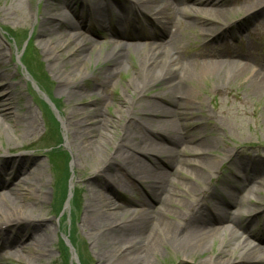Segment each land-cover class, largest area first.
<instances>
[{"label":"bare ground","instance_id":"obj_1","mask_svg":"<svg viewBox=\"0 0 264 264\" xmlns=\"http://www.w3.org/2000/svg\"><path fill=\"white\" fill-rule=\"evenodd\" d=\"M32 1L34 0H30L31 5ZM240 1L246 3L244 4L246 10L260 8L264 10V0H237V2L193 0L191 6H186V0H65L63 4L66 9L74 13L75 21H73L70 16L67 17L62 12L55 14L54 12L60 9H55V5L50 3V0H45L44 8L40 10L39 36L43 39L41 43L46 49L49 61L52 64L62 61L57 71L61 72L62 68H69L65 72L67 76L59 81L60 86L75 85V78L86 79L87 75L81 72L87 64L89 65L90 56L96 51L97 60L102 56L103 63L113 62L111 72L97 73L93 78L95 81L98 79V90L101 91L98 102L108 104V92L114 88L113 77L116 71L126 67L128 60L134 61L130 59L129 45L122 47L120 41L129 42L147 36L138 33L139 35L134 37L127 31L125 34L119 28L135 26L141 20H148L152 27L160 30L161 34L148 37L157 41L159 45H147L144 46V51L137 52L134 79L128 83V89L132 94L140 96L159 82L178 77V82L165 93L170 92L167 94L169 96H163V105L150 103L153 106L142 111V116L151 119L136 118V116L130 119L129 126L122 129V136L116 138L114 142L111 139L113 135L109 126L101 119L102 115L99 111L90 114L97 119L93 128L86 120L66 123V129L72 128L69 130L66 145L76 152V156L81 155L79 149L83 147L88 154L86 156L94 162L97 161L98 167L103 166L100 172L112 161L120 162L124 170L129 166L132 175L136 177L135 182H140L139 187H146L151 198L149 199L151 202L148 199L144 202L137 201L136 208L140 211L126 214V217L120 220L116 219V216L121 208L116 203L103 205V199L88 189L86 209L81 223L83 228L93 233L97 243L103 241L106 243L107 249L97 253L100 263L156 264L151 258L158 256L159 247L166 248L183 259L194 258L203 254L209 243L220 236V249L203 264H264V249L252 245L249 239L254 236V229L260 222L264 227V205L253 202V198L257 201L261 200L263 191L247 179L246 182L250 183L243 186L240 191L225 196V192H229L227 189L229 186L224 185L219 189L223 192L224 198L217 209H214L217 210L216 216L210 219L208 214L205 215L203 212L211 203L210 199H214L213 195L217 191V187L210 184L216 174L215 165L209 158H203V155L208 153L199 146L201 137L195 135L191 137L187 132L177 133L179 126L177 118L189 114L187 107L190 104L191 92L195 90L193 84L204 74L214 76L222 73L231 78L245 77L253 93L260 98L264 96V66L263 69H256V62H251L252 64L247 66L224 63L218 58L222 55L219 51H212L207 55L201 53L189 59L183 58L181 53L182 21L178 18L180 12L184 14L190 12L194 16L195 25L200 26L202 34L208 38L213 35L214 40H220L225 36L220 34L218 29L216 30L220 18L235 11L228 10L232 2L240 5ZM24 2L25 0H8V7L0 9V14L7 16L19 12L24 20H28ZM91 2L95 4L90 6ZM116 4L123 9L122 15L114 14L112 5ZM18 7L23 8V13L17 11ZM94 12L98 15L99 27L110 31L115 40L112 42V49L104 54L102 45L88 37L96 33L84 21L85 14L92 16ZM139 47V43L136 44L137 51ZM227 54L230 57L246 60L251 56V52L245 51L227 52ZM2 80L8 79L4 77ZM6 87L7 93L1 98L2 100L0 99L2 103L0 104V142L7 143L6 147L11 148L10 143L14 142L2 140L3 125H8L12 133H17L18 139L23 141L33 136L38 125L35 116L17 115L13 112V94L9 92V85ZM69 93L72 95L71 98L80 99L85 96V93L76 86ZM124 103L128 104V102ZM48 125L55 128L51 120ZM103 130H106L104 134L101 133ZM150 132L153 136H158L161 142L148 137L147 133ZM105 145L110 146L109 153L106 152V147H101ZM8 162H10L8 158L0 162V181L3 182V179H6L4 182L12 181L8 186L0 187V200L8 207L7 209L0 207V232L14 228L16 232L9 239L14 247L18 244L17 248H20L18 256L22 253H27L30 257L33 253L49 255L50 251L47 247L51 245L52 240L51 235L48 234L49 230L37 240L33 250L27 251L23 247V243L29 237V234L24 236L23 224L33 229L42 226L46 229L44 220L33 217V211L36 210L33 206L44 205L45 201L36 199L29 202L26 197V195L33 197L34 194L45 195L40 192L44 187L40 174L37 179L40 183L38 189H35L31 179L27 180L30 160L20 155L15 159L14 167L3 165ZM232 167L240 171L250 168L251 165L237 159L232 162ZM181 175L187 180L185 184L174 180L175 176ZM20 176L24 177L20 180L26 179L25 183L28 182L24 183V188L18 186ZM79 190L81 191L76 188L77 195ZM247 190L250 191V195L244 198L242 193ZM31 196L29 198H32ZM78 201L80 202V199L78 200L77 197V201H74L72 206H78ZM234 209L236 212L231 213ZM225 232L228 234L227 238ZM87 258L85 255L82 256V264H89ZM23 261L32 263V260L27 258Z\"/></svg>","mask_w":264,"mask_h":264},{"label":"rangeland","instance_id":"obj_2","mask_svg":"<svg viewBox=\"0 0 264 264\" xmlns=\"http://www.w3.org/2000/svg\"><path fill=\"white\" fill-rule=\"evenodd\" d=\"M234 1L237 2V0ZM24 3L28 20H24L19 12L7 16L0 14V99L7 93L6 85H9V92L14 98L13 112L17 115L35 116L38 127L31 138L23 141L18 139L17 133H12L8 125H3L2 140L14 143H10L11 148H7V143L0 142V162L8 158L14 163L18 156H26V159L30 160L27 180L31 179L32 185L38 189L40 182L37 179L40 174L44 185L40 192L45 195L34 194L33 197L31 195L26 197L29 202L36 199L45 201L44 205L32 206L36 209L33 211V217L44 220L46 229L43 226L33 229L23 224L24 236L29 234L28 239L23 243L24 249L33 250L37 240L43 237L46 230H49L48 234L51 235L52 240L51 245L47 247L50 251L49 255L33 253L30 257L29 254L22 253L20 257L18 244L14 247L9 239L16 231L14 228L4 229V232H0V264H29L23 261L24 258L32 260L30 264H82L84 255L88 257L89 264H107L100 263L97 256L99 251L107 249L106 243L104 241L97 243L93 233L83 228L81 223L86 209L88 189L103 199V205L116 203L121 208L116 216V219L120 220L126 217V214L140 211L136 208L137 201L144 202L151 198L146 187H139L140 182H135L136 177L132 175L129 166H126L124 170L120 162L112 161L100 172L103 166L98 167L97 161L94 162L86 156L87 153L83 147L79 149L81 155L76 156V152L66 145L69 130L72 129H66V123L86 120L93 128L97 119L90 114L99 111L102 115L101 119L109 126L113 135L111 139L114 142L116 138L122 136V129L129 126L130 119H134L135 116L151 119L148 116H142V111L153 106L150 103L163 105V96H169L167 94L170 92L165 93L178 82V77L159 82L140 96L132 94L128 89V83L134 79L137 52L144 51V47H140L137 51V48L130 45V59L134 61L128 60L126 67L116 71L113 77L114 88L108 92V104L98 102L101 91L98 90V79L95 81L93 78L97 73L111 72L113 62L103 63L102 56L97 60L98 52L96 51L91 54L89 65L87 64L81 72L87 75L86 79L75 78V85L60 86L59 81L67 76L65 72L69 68H62L61 72L57 71L62 61L57 64L49 61L46 49L41 43L43 39L39 36L40 10L44 8L45 0H34L32 5L30 0H25ZM50 3L55 5V9H60L55 11V14L62 12L75 21L74 13L71 10L68 11L63 4L65 0H50ZM239 3L240 5L232 2L228 10L235 11L220 18L216 30L218 29L217 31L225 36L217 41L213 40V35L208 38L202 34L200 26L195 25L194 16L190 12L187 14L180 12L178 18L182 21L180 46L183 58L189 59L201 53L207 55L212 51H219L223 54L224 63L243 66L249 62L230 58L227 52H240L241 49H245L252 51V61L255 60L263 66L264 10L260 8L249 11L244 8L246 3L242 1ZM7 4L8 0H0V9H6ZM93 4L95 3L91 2L90 6ZM118 6L112 5V8L116 15H122L123 9ZM17 11L23 13V8L18 7ZM140 25L142 30L150 33L151 25L148 20H144ZM92 27L97 29L96 22ZM125 28H119V30H131V27ZM99 29L97 38L88 37L102 45L104 54L112 49L113 40L110 38L109 31ZM149 43L151 41L144 46ZM4 77L8 80L3 81ZM193 85L195 90L191 92L190 104L187 107L189 114L177 118L179 121L177 133L187 132V135L191 137L194 135L201 137L199 146L208 153L203 155V158H209L216 168L211 185L222 186L231 179L234 172H239L232 167L234 160L240 159L249 163L250 169L256 173L255 179L259 181L256 186L263 191L261 200L257 201L255 198L253 200L264 204V96L262 98L256 96L252 87L246 83L245 77L231 78L222 73L214 76L204 74L196 79ZM75 86L85 93L83 98H71L69 91ZM49 120L55 128L49 127ZM105 131L101 133L104 134ZM147 135L161 142L158 136H153L152 132ZM101 147H106L108 153L111 151L110 146ZM183 158L195 159L196 157ZM254 166L258 168L253 169ZM186 171H184L185 174ZM62 174H65V177L60 186L61 182L58 184V180L61 179ZM174 180L180 184H185L187 181L182 175L175 176ZM8 182L0 181V187L12 183ZM25 182L26 179L20 180L17 185L24 188ZM76 188L81 189L78 195ZM30 196L32 198H29ZM77 197L80 202L78 201V206L74 207L72 203L77 201ZM0 207L8 208L2 200H0ZM234 210L231 213L236 212V209ZM260 232H262V222L254 229L255 236H259ZM224 235L225 238L228 237L226 232ZM220 244V236L215 237L203 254L189 259H183L180 255L159 247L158 256H152L151 260L156 264H203L218 252ZM255 244L257 242L252 243V245Z\"/></svg>","mask_w":264,"mask_h":264}]
</instances>
